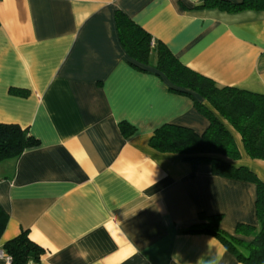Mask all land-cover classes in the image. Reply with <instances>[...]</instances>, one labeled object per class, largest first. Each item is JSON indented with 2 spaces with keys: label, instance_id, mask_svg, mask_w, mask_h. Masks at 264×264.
I'll return each instance as SVG.
<instances>
[{
  "label": "crops",
  "instance_id": "1",
  "mask_svg": "<svg viewBox=\"0 0 264 264\" xmlns=\"http://www.w3.org/2000/svg\"><path fill=\"white\" fill-rule=\"evenodd\" d=\"M199 3L0 0V124L38 141L0 162L2 254L26 231L43 250L38 264H242L214 236L186 230L199 214L221 216L219 229L230 236L238 224L257 227L255 186L149 146L161 125L201 134L208 122L163 76L132 66L115 29L121 12L216 86L264 95V11ZM193 97L239 152L235 161L218 158L264 182V162L249 158L239 134ZM120 123L133 132L124 136Z\"/></svg>",
  "mask_w": 264,
  "mask_h": 264
},
{
  "label": "trees",
  "instance_id": "2",
  "mask_svg": "<svg viewBox=\"0 0 264 264\" xmlns=\"http://www.w3.org/2000/svg\"><path fill=\"white\" fill-rule=\"evenodd\" d=\"M196 9H217L227 12L245 10L264 11V0H200ZM118 41L130 64L149 67L170 84L169 91L191 99L195 110L203 116L208 126L201 134L192 130L164 124L154 130L149 146L161 153H174L195 165L210 166L211 174L221 178L251 183L256 188L254 203L257 227L238 224L235 236L219 229L221 216L198 215V223L190 226L187 233L209 234L217 238L225 249L242 264H264V182L243 167H233L218 157L238 160L239 152L234 140L215 115L194 97L204 100L240 136L243 149L253 160L264 162V95L254 94L235 87H218L204 77L182 65L160 42H153L150 35L128 19L123 13L114 16ZM25 95L22 91H11ZM124 136L133 132L126 123L119 124ZM38 141L16 125L0 124V162L15 159L21 153L36 146ZM6 215L0 209V236L4 230ZM10 258L9 264H38L43 250L33 243L26 231L7 241L2 248Z\"/></svg>",
  "mask_w": 264,
  "mask_h": 264
},
{
  "label": "built area",
  "instance_id": "3",
  "mask_svg": "<svg viewBox=\"0 0 264 264\" xmlns=\"http://www.w3.org/2000/svg\"><path fill=\"white\" fill-rule=\"evenodd\" d=\"M0 256L3 257L5 264L10 263V258L8 256L2 254V252H0Z\"/></svg>",
  "mask_w": 264,
  "mask_h": 264
}]
</instances>
